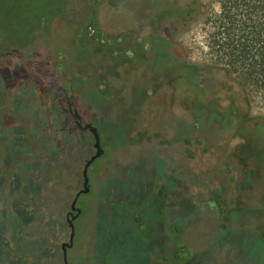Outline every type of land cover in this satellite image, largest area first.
<instances>
[{"label": "rangeland", "instance_id": "1", "mask_svg": "<svg viewBox=\"0 0 264 264\" xmlns=\"http://www.w3.org/2000/svg\"><path fill=\"white\" fill-rule=\"evenodd\" d=\"M218 8L213 0H0L1 57L13 54L8 57L13 68L6 64L2 72L12 82L24 78L36 83L40 69L28 52L40 38L43 58L49 53L67 56L66 73L73 77L75 93L85 92L91 101L89 107L79 105L103 136L106 153L89 170L90 192L80 199L83 214L76 222L69 264H100L107 257V264L150 263L146 253L165 198H143L141 192L134 197L143 206L154 204L141 219L145 242L140 243L122 237L118 228L129 222L123 219L129 208L111 203L129 192L112 183L117 171L131 165L146 174L147 157L166 160L174 199L180 193L176 176L188 185L189 197L202 189L221 192L215 221L210 213L188 229L187 222L183 227L173 223L179 230H173L168 264H193L201 251L209 259L206 249L216 253L218 243L223 253L229 247L224 237L242 229L243 234L229 238L238 247V260L231 264H243L247 248L249 258L259 256L258 264H264V236L259 238L264 220L245 223L248 215L241 214L258 210L256 217L264 216V95L243 92L224 71L200 68L210 60L205 20ZM43 28L45 35L38 38L37 30ZM124 35L126 47L121 45ZM14 43L19 46L12 47ZM12 57H23V64ZM102 100L109 108H100ZM249 171L257 175L248 176ZM112 189L116 198H110ZM178 205L181 214L192 209L187 199L178 198ZM84 241L97 245V251L85 250Z\"/></svg>", "mask_w": 264, "mask_h": 264}, {"label": "flooded vegetation", "instance_id": "2", "mask_svg": "<svg viewBox=\"0 0 264 264\" xmlns=\"http://www.w3.org/2000/svg\"><path fill=\"white\" fill-rule=\"evenodd\" d=\"M37 32L38 38L44 37V28ZM126 36L123 37L125 43L121 44L123 47L128 46ZM38 40V45L34 44L33 51L28 52L31 54L29 61L36 62L37 69H40L36 83L24 78L12 82L11 75H5L1 68L6 64L13 68V60L8 58L13 54L2 58L4 51H0V264H67L65 258L68 262L69 251L75 245L76 222L83 214L80 199L90 192L89 170L106 153L103 136L99 133L97 125L85 116L79 105H85L86 108L91 101L85 92L75 93L73 77L66 73L69 68L67 56L60 54L59 57H54L49 53L43 58L44 55L40 51L42 46ZM11 46L17 47L19 43ZM79 47L81 48V45ZM21 54L24 56L26 53ZM14 59L23 64V57ZM118 60L117 58L116 64L120 63ZM55 61L57 63L54 68ZM139 95V89H135L134 96ZM100 105L104 110L109 108L110 104L107 100H102ZM89 124L96 127L104 154L89 166V190L85 192V168L97 153L96 138L91 129L87 128ZM146 160L143 161L148 166L146 174L132 170L131 165L117 171L111 179L112 183L121 184L129 192L124 200L119 198L120 200H113L111 203L118 201L129 208L130 212L123 218L129 222H121L118 228L122 237L134 238L140 243L145 242L140 236L141 219H144L146 211L151 213L154 204L143 206L142 200H135L134 197L141 192L143 198H165V203L160 205L159 215L155 219L157 232L150 240L151 246L146 256L149 257L150 263L156 261L157 264H168L173 256V230H179L173 223L183 227L187 222L188 229L195 220L200 223L210 213H213L210 220L215 221L220 214L221 192L220 189L212 192L202 189L189 197L188 185L178 183V180L183 182V178L176 176L174 182L176 187L180 188V193L176 194L174 199L173 184L169 182L165 169L166 160L163 157H147ZM247 175L255 176L257 173L252 174V171H249ZM112 192L110 198L117 194L115 189H112ZM178 198L187 199L192 203L190 212L180 213ZM172 205L178 207L176 212H173ZM257 211L241 212L242 215H248L245 217V223L259 219L262 222L264 216L256 217ZM252 212L255 215L251 214ZM232 214L236 216L237 211L232 210ZM232 220L237 219H230ZM263 230L259 238L264 236ZM242 231H233L228 237H224L229 247L222 249L223 253L220 252L218 243L215 246L216 253L206 249L209 259L201 251L193 264L237 262L235 252L238 247L236 243L233 245L229 238ZM244 233L247 235L249 231ZM84 249L97 251V245L91 247L84 241ZM247 250L246 256L241 254L243 264H258L259 256L254 261L248 256L252 251L248 248ZM106 261L108 257L99 262L107 264Z\"/></svg>", "mask_w": 264, "mask_h": 264}, {"label": "trees", "instance_id": "3", "mask_svg": "<svg viewBox=\"0 0 264 264\" xmlns=\"http://www.w3.org/2000/svg\"><path fill=\"white\" fill-rule=\"evenodd\" d=\"M213 1L219 8L205 20L210 60L200 68L224 71L243 92L264 95V0Z\"/></svg>", "mask_w": 264, "mask_h": 264}, {"label": "water", "instance_id": "4", "mask_svg": "<svg viewBox=\"0 0 264 264\" xmlns=\"http://www.w3.org/2000/svg\"><path fill=\"white\" fill-rule=\"evenodd\" d=\"M77 118H79L78 115H76ZM87 128H90L91 131L93 132L95 138H96V143H95V147L97 148V153L93 156V158L88 161L87 165H86V168H85V186H86V189L84 190L85 192H87L89 190V187H88V177H87V170L89 168V166L93 163V161L95 159H97L98 157L102 156L104 154V149L101 147L100 145V136L98 134V131L96 129V127L92 126L91 124L87 125ZM65 261L66 263L68 264L67 262V258H65Z\"/></svg>", "mask_w": 264, "mask_h": 264}]
</instances>
